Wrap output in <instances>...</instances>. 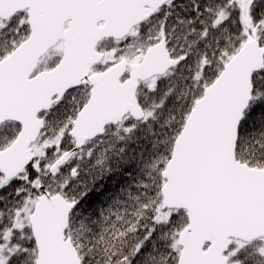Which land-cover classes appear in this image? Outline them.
I'll use <instances>...</instances> for the list:
<instances>
[{
  "label": "snow or ice",
  "instance_id": "6c2138e0",
  "mask_svg": "<svg viewBox=\"0 0 264 264\" xmlns=\"http://www.w3.org/2000/svg\"><path fill=\"white\" fill-rule=\"evenodd\" d=\"M0 264H264V0H0Z\"/></svg>",
  "mask_w": 264,
  "mask_h": 264
}]
</instances>
